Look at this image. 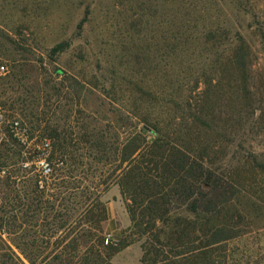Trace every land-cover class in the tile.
Listing matches in <instances>:
<instances>
[{
  "label": "rangeland",
  "instance_id": "rangeland-1",
  "mask_svg": "<svg viewBox=\"0 0 264 264\" xmlns=\"http://www.w3.org/2000/svg\"><path fill=\"white\" fill-rule=\"evenodd\" d=\"M177 4L0 0V107L33 136L66 141L68 159L72 152L84 170L93 165L81 181L87 191L99 183L92 148L99 133L123 140L149 113L161 131L202 148L210 174L245 179L237 207L222 213L234 215L232 237L214 246L208 264H264V0H186V14ZM243 51L245 67L237 59ZM148 137L155 135L149 130ZM28 160L14 138L0 145L7 168L1 237L27 264L26 256L56 264L66 246L70 259L82 255L69 245L87 226L77 229L78 205L59 187L61 170L42 190ZM100 188L108 210L104 243L119 246L132 235L128 201L118 184ZM204 191L211 196L210 187ZM142 257V241H135L112 262L143 264Z\"/></svg>",
  "mask_w": 264,
  "mask_h": 264
},
{
  "label": "trees",
  "instance_id": "trees-1",
  "mask_svg": "<svg viewBox=\"0 0 264 264\" xmlns=\"http://www.w3.org/2000/svg\"><path fill=\"white\" fill-rule=\"evenodd\" d=\"M184 1L178 0L177 13L188 12ZM237 59L245 67L244 51L237 54ZM141 91L145 96L149 95L147 90L142 88ZM141 121L143 124L139 130L123 140L116 138L112 141L110 136L99 133L98 141L92 146L95 153L94 172L100 170L99 183L94 184L91 191L82 190L81 181L93 165L84 170L85 164L75 159L72 152L68 159L70 152L66 141L58 145L49 138L53 144L51 160L55 161V169L43 186L39 180L37 184L46 190L49 180L61 170L56 177L61 178L59 187H63L66 194L70 193L78 205L74 209L77 229L82 224L87 226L83 229L85 233L69 245L79 253L84 250L83 254L70 259L65 254L66 246L64 253L55 256L52 262L113 264L112 256L116 251L135 241H142L143 264H170L173 260V264L177 260L181 264H208L214 246L232 237L234 226L230 222L234 215L222 217V213H229L237 207L234 198L242 193L245 179L233 180L210 174L204 164L202 148L195 142L161 131L157 123H152L149 113H145ZM149 130L155 138L148 137ZM113 184L120 186L127 199L132 222L131 239L124 240L119 246L111 240L108 244L104 243L102 226L108 217V210L101 200L100 187L107 189ZM204 187H210L211 196H207ZM204 202L211 206L209 210L201 209ZM67 210L66 207L65 213ZM183 212L191 213L193 217L189 218ZM64 226L65 223L61 225ZM1 242L6 243V247L0 244V264H27L0 235ZM5 248L10 253L3 252ZM26 257L32 264L39 262ZM40 262L47 263L48 258Z\"/></svg>",
  "mask_w": 264,
  "mask_h": 264
},
{
  "label": "built area",
  "instance_id": "built-area-1",
  "mask_svg": "<svg viewBox=\"0 0 264 264\" xmlns=\"http://www.w3.org/2000/svg\"><path fill=\"white\" fill-rule=\"evenodd\" d=\"M5 67L2 66L1 70ZM14 138L22 148L25 156L29 157L26 165H33L39 177V184L43 186L54 172L55 161L51 160L53 144L49 138L32 135L30 127L20 118L10 117L0 107V145ZM7 173V168L0 166V177Z\"/></svg>",
  "mask_w": 264,
  "mask_h": 264
}]
</instances>
